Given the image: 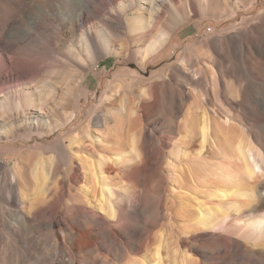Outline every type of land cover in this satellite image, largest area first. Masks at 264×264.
Wrapping results in <instances>:
<instances>
[{
  "label": "bare ground",
  "instance_id": "6f19581e",
  "mask_svg": "<svg viewBox=\"0 0 264 264\" xmlns=\"http://www.w3.org/2000/svg\"><path fill=\"white\" fill-rule=\"evenodd\" d=\"M201 1L0 0V106H19L28 122L13 128L40 140L18 163L0 162V264H264V13L248 30L207 41L206 59L146 89L152 102L140 98L137 107L161 105L162 139L146 114L144 124L135 115L108 125L97 113L105 126L98 143L69 121L54 123L49 117L68 109L74 86L45 105L57 72L75 65L82 73L76 56L93 53L110 23L130 45L153 42L146 58L176 29L167 15L184 21ZM138 10L145 23L129 30ZM190 93L194 102L178 121ZM45 153L49 171H30Z\"/></svg>",
  "mask_w": 264,
  "mask_h": 264
},
{
  "label": "rangeland",
  "instance_id": "374dc122",
  "mask_svg": "<svg viewBox=\"0 0 264 264\" xmlns=\"http://www.w3.org/2000/svg\"><path fill=\"white\" fill-rule=\"evenodd\" d=\"M226 1L224 4H227L228 1ZM250 4H252L251 7ZM225 6L222 7L216 3L210 5L203 0L198 3L196 12L190 8L186 10L184 21L177 18L176 20L174 17L170 20L171 15H167L169 24L171 22V24H175L176 29L173 30L168 43L158 53L150 54L146 58H143V54L148 51L149 45L153 42H145L140 46L130 45L124 36L114 31L116 24L110 23L109 30L112 32L110 35H108L109 32L101 34L100 42L93 52L94 54L83 51L76 56L77 61L86 67L82 73L79 72V67L75 65L65 67L62 71L57 72L59 82L50 87L51 92L47 96V104L45 105L52 108L56 104L55 99L60 97L65 99V92L69 87L74 86L77 92L69 98L71 101L68 109H58V112L53 113L55 118H51V115L50 120L54 123L69 121L67 127L76 126L82 137L87 136L89 140L98 143V141L104 140L102 133L105 131V126L104 124L97 126L94 120L97 113L103 114L108 125L113 124L116 119L127 123L135 115L141 116L140 122L144 124L142 116L146 114L147 122L150 123L149 128L156 133V137L162 139L167 124L162 117L161 105H156L150 113H143L137 107L140 98L146 103L152 102L150 95L144 93L146 89L167 81L169 72L180 65L181 67L184 66L188 60L206 59L208 52L204 45L207 41L216 42L219 38L227 37L236 29L235 27L248 30L252 24L257 22L260 14L264 13V0H233ZM106 9L99 10L106 14L110 10L108 7ZM135 13V16L127 21L129 30L134 24L145 23L141 16L147 18L146 13L141 12V10ZM90 15L95 18L94 14ZM260 19L264 20L263 17ZM75 35L77 37L80 35V28L77 29ZM165 35L164 31H160L157 37L166 39ZM127 48L130 49L129 52L126 51ZM244 55V59H248L258 66L259 60L251 58L248 52H245ZM26 67L28 68V66ZM261 74L264 79V72ZM29 83L23 81L21 86L27 87ZM159 96L161 97L160 94ZM194 98V94L190 93L178 121L183 119L186 109L192 106ZM255 99L258 104L261 100L262 104L259 89ZM12 108L11 113H5L8 110H3V107L0 106V162L7 166H11L15 162L18 163L21 156H26L29 151L28 146L37 139L33 136V132L28 129L18 131L13 128L14 125H21L25 120L28 122L29 117L16 104H13ZM204 110H206L205 107L201 112L200 123L205 122L204 124L207 125L210 120L206 118L209 117L207 113L206 119L204 118V114L207 112ZM26 113L28 112L26 111ZM30 136L33 137L28 141ZM37 141L40 142L39 139ZM110 145L113 143L111 142ZM40 162H42L41 166L32 167L30 171L34 170L35 172V170L40 169L49 171L51 166L50 154H43Z\"/></svg>",
  "mask_w": 264,
  "mask_h": 264
}]
</instances>
